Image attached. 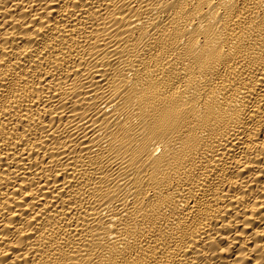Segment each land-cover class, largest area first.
I'll return each instance as SVG.
<instances>
[{"label": "bare ground", "instance_id": "obj_1", "mask_svg": "<svg viewBox=\"0 0 264 264\" xmlns=\"http://www.w3.org/2000/svg\"><path fill=\"white\" fill-rule=\"evenodd\" d=\"M0 264H264V0H0Z\"/></svg>", "mask_w": 264, "mask_h": 264}]
</instances>
